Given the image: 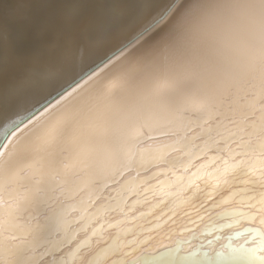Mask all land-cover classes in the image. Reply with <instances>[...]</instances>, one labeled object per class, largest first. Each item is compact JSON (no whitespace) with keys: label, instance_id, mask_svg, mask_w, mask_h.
<instances>
[{"label":"bare ground","instance_id":"1","mask_svg":"<svg viewBox=\"0 0 264 264\" xmlns=\"http://www.w3.org/2000/svg\"><path fill=\"white\" fill-rule=\"evenodd\" d=\"M172 1L0 0V149L8 152L7 146L32 129L38 119L46 133L32 151L14 155L11 166L0 170V238L14 234L10 225L23 227L30 214L36 217L45 226L34 252L38 264H79L80 259L86 262L96 255L107 264L115 257L99 252L105 243L121 253L138 249L126 258L145 257L146 264L179 262L197 250L212 258L228 254L226 237L234 229L217 232L206 220L188 221L196 219L209 194L216 199L233 195L242 200L246 196L242 181L251 177L242 172L222 175L221 149L227 132L220 127L222 135L217 136L207 130L215 127L221 118L218 113L227 104L235 101L257 111L261 106L264 3L178 0L168 11V23L164 21L136 39ZM129 41L131 45L122 49ZM109 54L113 56L107 64L101 63L19 128L4 133L10 121ZM122 63L133 67L113 79L109 69ZM97 78L107 87L89 90L92 100L87 107L63 124L53 126L44 120L52 108L82 88L88 89L85 87ZM167 92L189 96L216 115L205 119L189 110L180 125L154 123L141 116L136 121L135 140L122 146V134L130 131L138 111ZM36 135L34 132L29 139L35 140ZM88 151L105 178L99 181L103 184L102 190L98 188L99 197L82 194L84 202L78 197L69 217V231L79 229L81 239L88 237L85 254L76 258L64 249L53 256L47 239H61L63 232L53 236L52 225L46 226L60 201L35 207L24 202L45 184L60 185L57 170ZM243 159L240 166L245 169L256 174L264 169V155L258 151ZM229 165L236 167V162L229 159ZM224 179L223 188L213 191L211 185ZM255 226L241 223L239 227ZM168 233L170 239L163 241ZM247 239L243 236L232 244L239 246ZM159 243H167V249Z\"/></svg>","mask_w":264,"mask_h":264},{"label":"snow or ice","instance_id":"2","mask_svg":"<svg viewBox=\"0 0 264 264\" xmlns=\"http://www.w3.org/2000/svg\"><path fill=\"white\" fill-rule=\"evenodd\" d=\"M262 3H264V0H262ZM172 7L174 5L169 6L168 10L156 16L148 25H145L136 34V39L145 37L156 25L164 21L168 23L171 19L168 17V11H171ZM179 7L177 11H179ZM175 15L176 13L173 12L172 16ZM131 43L129 41L122 46V49L127 48ZM113 54H109L100 62L90 66L69 84L59 88L42 102L37 103L31 111L10 121L3 130L4 133H7L10 129L19 128L25 120L34 117L37 112L47 108L53 100L63 96L69 88L84 80L89 73L100 67L101 63L107 64L112 59ZM131 67H133V64L113 65L109 72L112 74L113 79H118ZM106 87L107 84L101 78H97L92 85H89L88 89H81L77 94L69 96L59 107L52 108L44 115V120L51 122L53 126L63 123L75 112L90 104L92 94L89 90L92 92L102 91ZM86 92H89V94L85 95ZM261 101L258 111L250 105H240L235 101L225 105L223 110L218 113L221 118L216 120L215 127L210 126L207 130L210 135L215 131L217 136L222 135L218 131L220 127H224L225 132H227V136L223 137L225 147L221 149L224 152L222 175L235 176L237 172H242L244 175L251 177L242 181L243 191L246 193L242 200L235 199L233 195H225L220 199H216L209 194L206 196L208 202L201 204L196 219L188 221L189 223H196L197 221L206 220L207 226L217 232L234 229L226 237L228 242L225 247L229 250L228 254L212 258L206 252L197 250L190 257L179 262L171 261L170 264H264V169L256 174L240 166L244 163L243 158L249 154L258 151L264 155V99H261ZM189 110L201 113L205 119L214 118L216 115L208 107L189 96L175 92L162 93L156 100L146 104L138 111L137 118L129 124L130 131L122 134L121 145H128L130 141L135 140L137 134L136 121L139 117L146 116L154 123L166 122L180 125L185 122L183 114ZM41 123V120L38 119L32 129L21 133L20 137L13 140L11 145L7 146L9 147L8 152L0 149V170L11 166L14 155H23L32 151L36 144L44 139L46 133L41 131ZM34 132L37 133L36 138L30 140L29 137ZM236 157H240V160L236 161ZM92 159L91 151L77 154L57 170V174L62 178L60 185L45 184L38 189L35 195L24 202L27 206L35 207L36 205H47L49 202L60 201L59 206L51 215V224L53 236L56 231L63 232V236L58 240L55 238L47 239L50 253L53 256L64 249L70 250L76 258L83 257L85 254L88 237L85 236L84 239H81L78 234L79 229L69 231L71 223L69 217L71 212L75 210L74 205L78 197H80L79 202L83 203L82 194L87 193L89 196L99 197L98 188L100 190L103 188V184H100L99 181L105 178V173L94 166ZM229 159L236 162V167L229 165ZM226 183V179L217 180L216 183L211 185V188L213 191L220 190ZM76 219L79 220L82 217ZM241 223L256 226L240 229ZM0 227H2V222H0ZM86 228L87 225H85ZM10 230L14 231L13 235L0 238V264H38L34 252L39 246L42 234L45 232V226L30 214L23 227L16 223L10 225ZM184 231H191V229L185 228ZM93 234H96V229H93ZM204 234L206 233H201V235ZM243 236L248 237L245 244L233 246L232 241ZM170 237L171 233H168L162 239L168 241ZM192 238L195 239L196 237L193 236ZM248 244L251 246H245ZM159 246L165 249L168 247L167 243H159ZM136 250L138 249L121 253L109 243H105L99 252L115 257L107 261V264H146L145 257H136L131 260L126 258L133 256V252ZM79 264H105V262L96 255L86 262L80 259Z\"/></svg>","mask_w":264,"mask_h":264},{"label":"rangeland","instance_id":"3","mask_svg":"<svg viewBox=\"0 0 264 264\" xmlns=\"http://www.w3.org/2000/svg\"><path fill=\"white\" fill-rule=\"evenodd\" d=\"M185 5H187V4H184V7H183V9L185 8ZM89 86H86L85 88H88ZM83 89V88H82ZM81 91V90H80ZM63 124V123H62ZM50 177H51V175H49ZM51 185V184H50ZM33 192V191H32ZM35 192H36V190H35ZM34 193V192H33ZM52 224H48L46 227H49V226H51ZM70 226H71V223H70ZM73 226H74V223H73Z\"/></svg>","mask_w":264,"mask_h":264},{"label":"water","instance_id":"4","mask_svg":"<svg viewBox=\"0 0 264 264\" xmlns=\"http://www.w3.org/2000/svg\"><path fill=\"white\" fill-rule=\"evenodd\" d=\"M177 1H178V0H174V1H172L171 4H170V6L176 4L175 2H177ZM165 11H166V10H164L163 12H165Z\"/></svg>","mask_w":264,"mask_h":264}]
</instances>
